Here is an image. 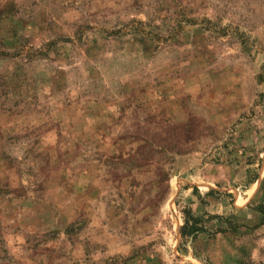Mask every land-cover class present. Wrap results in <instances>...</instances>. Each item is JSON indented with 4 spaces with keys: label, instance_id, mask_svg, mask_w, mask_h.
Wrapping results in <instances>:
<instances>
[{
    "label": "rangeland",
    "instance_id": "374dc122",
    "mask_svg": "<svg viewBox=\"0 0 264 264\" xmlns=\"http://www.w3.org/2000/svg\"><path fill=\"white\" fill-rule=\"evenodd\" d=\"M0 264H264V0H0Z\"/></svg>",
    "mask_w": 264,
    "mask_h": 264
},
{
    "label": "trees",
    "instance_id": "16d2710c",
    "mask_svg": "<svg viewBox=\"0 0 264 264\" xmlns=\"http://www.w3.org/2000/svg\"><path fill=\"white\" fill-rule=\"evenodd\" d=\"M185 223H186V221H185ZM186 228H187V227H186V224H184V226L182 227V230L185 231ZM182 230H181V231H182ZM183 234H184V233H182V235H183Z\"/></svg>",
    "mask_w": 264,
    "mask_h": 264
}]
</instances>
